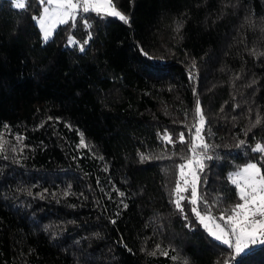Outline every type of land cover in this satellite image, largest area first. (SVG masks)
Listing matches in <instances>:
<instances>
[{
	"label": "trees",
	"instance_id": "1",
	"mask_svg": "<svg viewBox=\"0 0 264 264\" xmlns=\"http://www.w3.org/2000/svg\"><path fill=\"white\" fill-rule=\"evenodd\" d=\"M113 3L127 23L80 13L44 42L36 0H0V264H264L209 234L190 189L173 203L197 101L202 212L240 202L229 175L261 160L264 0Z\"/></svg>",
	"mask_w": 264,
	"mask_h": 264
},
{
	"label": "snow or ice",
	"instance_id": "2",
	"mask_svg": "<svg viewBox=\"0 0 264 264\" xmlns=\"http://www.w3.org/2000/svg\"><path fill=\"white\" fill-rule=\"evenodd\" d=\"M36 3L41 6L39 24L42 29V39L44 42H47L53 35L52 29L57 24H67L69 20L74 22L78 11H82L83 13H89L91 11L97 14L118 17L125 23L128 22V18L116 9L113 0H82V2L81 0H75V2L74 0H36ZM14 6L24 8L25 0H14ZM83 23L90 27L86 18L83 20ZM69 43L76 44L78 42L73 37H69ZM80 51H84L83 44H80ZM196 115L198 117V124H194L192 128L188 129L189 135L192 137V142L188 147L190 158H187L185 163H181L178 166L179 179L174 188L173 195L176 198L173 200V203H175L177 209L181 212L184 211L181 201L185 197L180 195V193L187 192L188 189L187 187H181L180 181L183 180L184 185L189 183L188 180L184 179V171L187 168L191 170V175L194 178L188 202L190 205H193L192 212L198 217L199 222L204 224L205 228H208L210 235L215 240L233 249L236 254L246 249L250 243L264 244V172H262L259 166L260 163H264V145L257 143L251 149L253 152H260L262 154L260 161L249 162L240 170L229 175L230 182L237 190V196L240 202L228 208L221 209L219 216H213L212 207L208 206L207 201H203L205 209L202 212L197 207L198 175L199 172H203L205 167L204 160H212L213 157L207 154L211 145L206 142L202 135L203 125L206 123V120L198 101ZM256 123H259V120ZM160 138L174 146L171 134L167 130H165ZM17 139H20V137H17ZM178 140L180 143L185 142L183 132L178 134ZM80 143L81 146H87L83 136H81ZM239 144L244 145L245 141L241 140ZM198 148L202 149V151L198 152ZM141 158L147 159L143 155ZM194 165L198 171L194 170ZM120 195L123 196L124 193H120ZM124 206L127 207V205ZM207 220L213 222L219 220L221 223H215V230H213L205 223ZM222 223L224 226H221ZM184 264H187V262L185 261Z\"/></svg>",
	"mask_w": 264,
	"mask_h": 264
},
{
	"label": "rangeland",
	"instance_id": "3",
	"mask_svg": "<svg viewBox=\"0 0 264 264\" xmlns=\"http://www.w3.org/2000/svg\"><path fill=\"white\" fill-rule=\"evenodd\" d=\"M13 1V4H14V0H12ZM26 1V0H25ZM74 2H75V0H74ZM81 2H82V0H81ZM80 13H83L82 11H78V14H77V16L80 14ZM40 14H41V7H40ZM40 14H39V16L37 17V25H38V27H39V29H40V31H41V34L43 35V33H42V29H41V27H40V24H39V17H40ZM116 18H118V17H116ZM69 21H72V20H69ZM49 23H51L50 21H49ZM60 25H63V24H57L52 30H53V35H54V33H55V31H56V29L60 26ZM53 35L49 38V39H51L52 37H53ZM246 165V164H245ZM245 165H243L242 167H244ZM241 167V168H242ZM240 168V169H241ZM239 169V170H240ZM194 170H197L198 171V169H196L195 168V165H194ZM238 171V170H237ZM236 172V171H235ZM198 177H199V175H198ZM184 179H186V180H188V184L187 185H184V183H183V180H181L180 181V183H181V187H187V189L189 190H191L192 189V181H193V177H192V175H191V170H189V169H187V168H185V171H184ZM183 193L184 192H181L180 193V195H182L183 196ZM205 223H207L208 224V227L209 228H212L213 230H215V227H214V224L215 223H221L219 220H216L215 222H213V221H211V220H207V221H205ZM203 225V227L205 228V226H204V224H202ZM221 226H224V224L222 223L221 224ZM207 231H208V228H205ZM209 232V231H208ZM210 234V233H209ZM214 238V237H213ZM215 239V238H214ZM220 242V241H219ZM262 245H264V244H259V243H257V244H249L248 245V247L246 248V249H244L242 252H240L239 254H236L235 252H234V250L232 249V253H233V255L234 256H238V255H241V254H245V253H247V252H249L250 250H252V249H254V248H257V247H259V246H262Z\"/></svg>",
	"mask_w": 264,
	"mask_h": 264
}]
</instances>
